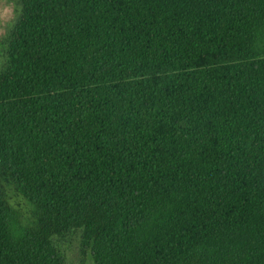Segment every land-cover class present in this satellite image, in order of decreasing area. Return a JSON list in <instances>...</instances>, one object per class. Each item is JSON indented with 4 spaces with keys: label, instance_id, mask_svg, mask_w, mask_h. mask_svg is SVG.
Segmentation results:
<instances>
[{
    "label": "trees",
    "instance_id": "1",
    "mask_svg": "<svg viewBox=\"0 0 264 264\" xmlns=\"http://www.w3.org/2000/svg\"><path fill=\"white\" fill-rule=\"evenodd\" d=\"M16 1L0 264H264V0Z\"/></svg>",
    "mask_w": 264,
    "mask_h": 264
},
{
    "label": "rangeland",
    "instance_id": "2",
    "mask_svg": "<svg viewBox=\"0 0 264 264\" xmlns=\"http://www.w3.org/2000/svg\"><path fill=\"white\" fill-rule=\"evenodd\" d=\"M18 5L16 0H0V39L5 38L17 18ZM4 67V58L0 59V72ZM90 264V263H88Z\"/></svg>",
    "mask_w": 264,
    "mask_h": 264
}]
</instances>
